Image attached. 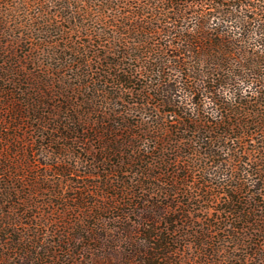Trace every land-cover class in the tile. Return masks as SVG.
<instances>
[{
	"label": "trees",
	"instance_id": "1",
	"mask_svg": "<svg viewBox=\"0 0 264 264\" xmlns=\"http://www.w3.org/2000/svg\"><path fill=\"white\" fill-rule=\"evenodd\" d=\"M34 33L38 44L27 42ZM0 35L10 37L16 50L25 44L29 48L15 60L19 69L13 65L17 73L21 70L26 80L33 77L41 87L28 109H44L43 98H54L53 89L59 84L67 92L61 94L66 101L51 106L57 120L68 111L82 116L104 110L103 118L118 115L127 130L135 126L127 120L144 114L137 124L140 134L126 138L116 133V125L103 121L109 152L84 162L101 169L116 157L114 168L147 161L142 178L131 183L132 190L118 189L124 195L118 204L137 210L145 211L140 205L151 200L143 193L144 185L157 188V195L166 191L160 184L167 182L159 175L182 182V189L172 191L183 195L182 202L174 205L175 217H166L169 206L155 210L154 205L153 214L138 222L135 235L145 241L140 253L151 259L148 264H170L176 253L171 250L173 240L159 224L188 221L195 214L194 206L211 202L216 204L214 209H196L208 214L202 229L214 238L235 231L236 247L249 242L250 259L264 264V0H0ZM43 62L49 75L32 74ZM4 76L0 74V79ZM150 105L156 116H147ZM57 124L59 130L52 134L36 130L40 139L49 138L40 142L38 151L57 143L65 149L83 143L84 130ZM138 141L142 146L135 145ZM228 141L234 144L228 147ZM15 142L20 143L17 135L0 134L4 150ZM15 147L12 154L18 152ZM7 154L0 155V245L15 250L23 239L16 234L11 212L6 216L7 209L33 206V194L51 189L38 187L37 182L34 193L23 198L25 186L19 185V176L12 171L15 166L7 164L12 158ZM19 165L29 166L26 161ZM190 178L197 181L195 189H207L205 196L188 193ZM215 189L218 194L211 193ZM246 190L250 194L244 202L241 195ZM74 200L75 207H81L85 194L78 192ZM93 207L101 209L98 203ZM239 230L243 240L236 235ZM36 237L28 242L34 246L30 256L21 247L24 255L16 264H50V256L57 259L45 243L39 246ZM83 239L80 234L75 241ZM67 253L65 259L73 261L74 255ZM145 260L141 262L146 264ZM0 261L13 264V258L2 252Z\"/></svg>",
	"mask_w": 264,
	"mask_h": 264
},
{
	"label": "rangeland",
	"instance_id": "2",
	"mask_svg": "<svg viewBox=\"0 0 264 264\" xmlns=\"http://www.w3.org/2000/svg\"><path fill=\"white\" fill-rule=\"evenodd\" d=\"M8 2H11V0H8ZM9 38L0 35V74H5L3 79H0V134H15L20 138V143L15 142L12 144L9 151L4 150L3 145H0V155L7 157V152L12 155L7 164L15 166L12 171L19 176L16 177L19 180V185L25 186L21 190L23 198L34 193V186L37 182H39L38 187L51 189L49 191L41 190L33 194V206L26 208L20 205L13 212L11 208L7 209L6 216L11 212V216L17 223L15 225L16 234L23 239L21 247H25L26 256H30L29 252L34 248L28 242L34 240L36 235L35 241L39 243V246H45L46 244L52 252L51 254L57 255V259H53L51 256L47 259L50 264L52 262L54 264H144L141 262L142 259H146L145 262L148 264L151 259L146 256L142 258L140 253L141 249H145L143 245L145 241L140 236L135 235L138 222L143 220L142 217L153 214L152 208H154V205L156 206L155 210L158 206H169L166 217H175L177 214L174 215V205L182 202L183 195L181 193L175 194L172 191L177 187L182 189V182L178 181L179 183H176V178L173 179L172 176L165 179L159 175L161 180L167 182L166 184H160L166 191L157 195V188L150 187V183L144 185L143 189L145 191L143 193L151 200L140 205V207L144 206L145 211H142L143 209L137 210L134 206L118 204L117 200L120 201L124 198V195L118 189L127 186V192L132 190L131 183L138 182L142 178L141 173L145 170L148 164L147 161H144L141 165H138L139 162H134L133 164L130 163L131 165L122 164L114 168L119 160V157H116L106 162L101 169H95L91 164L84 162L95 157H104L109 152V150H106L108 141L104 138V134L108 130L105 128L106 125H102L103 121L108 120L110 126L116 125L118 128L115 130L116 133L119 134L120 138L122 135L126 138L128 134L134 136L140 134L141 130L137 127V124L143 120L144 114L137 113L127 120L131 124L135 123V126L127 130L124 129L126 123L118 115L113 116L110 120L103 118L104 110L82 116L77 112L68 111L63 114L62 118L57 120V117H54V115H57V111L51 106H57L60 101H66L61 94L67 92L59 84H56L53 89L55 92L54 98H43L46 102L43 105L44 109H28L27 104L30 102L31 97H36V93L41 87L37 85V81L33 77L26 80L21 70L18 73L15 71L14 64L17 69L20 67V64L16 63L15 60H19L29 48L25 44L24 48L22 47L23 49L16 50L13 42L8 41ZM29 38L28 43H39L37 34L34 33ZM12 53H17L18 58ZM34 55H36L35 52ZM44 63L37 64L31 73L35 76H48L49 72L43 66ZM42 66L43 68H41ZM10 77L14 79V82L9 83L7 81ZM79 102L81 101L79 100ZM150 107L147 116H156L154 105H150ZM28 113H31V118L19 117ZM33 116H43V119H36ZM45 116L50 117V119H45ZM117 119L119 123H116ZM57 123L66 124L68 128L75 127L73 130H84L83 143L67 149L57 143L52 147H46L38 151L37 149L41 147L40 142L47 143L49 138L46 140L40 139L38 137L40 132H37V135L34 134L36 130H44V132L52 134V130H59ZM138 144L142 146L140 141L135 145ZM233 144V142L228 141L226 146L231 147ZM14 147L18 152L12 154ZM124 158L127 162L131 160L129 157ZM21 161H26L29 165L28 168L20 167ZM154 172L160 173L162 170L154 169ZM107 181L110 185L103 183H107ZM189 181L191 182H188L190 185L187 189L188 193L206 195L207 189L203 190L204 193L195 189L197 188L194 184L197 182L195 179L190 178ZM134 188H137V185ZM168 190L169 192H167ZM219 191L215 189L211 193L218 194ZM78 192L85 194V200H81L83 204L79 208L75 207L78 203L74 200ZM86 192L89 195H86ZM249 194L250 191L246 190L241 195L244 202L248 200ZM95 203L100 204L101 209H95L93 207ZM202 206L214 209L216 204L211 202L194 206L195 214L190 217V223V220L178 219L172 224H159L162 228L161 231L168 232L173 240L171 250L176 253L172 255V263L170 264H240L241 260H248L246 264H255L256 260L250 259L249 242L236 247L238 240L232 239L235 231L230 229L228 232L221 233L220 237L214 238L206 232V228L202 229L208 217L207 213L196 210ZM25 208L27 211L23 212ZM211 212L213 213V210ZM167 227L172 230L168 231ZM200 233H203V235L206 233V238L204 236L199 237L198 234ZM241 233V230L236 233L240 239H242ZM80 234L84 239L79 242L75 241V238ZM97 236L100 238L94 239ZM8 244L12 243L8 242ZM21 247L12 250L3 249L0 245V252L12 257L13 264H16L20 262V255H24L20 249ZM68 250H70L72 256L74 255L71 262L65 259ZM0 264H7V262L0 261Z\"/></svg>",
	"mask_w": 264,
	"mask_h": 264
}]
</instances>
